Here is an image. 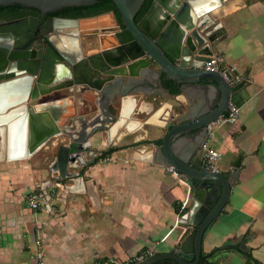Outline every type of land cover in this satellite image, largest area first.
I'll use <instances>...</instances> for the list:
<instances>
[{
    "label": "crops",
    "instance_id": "obj_1",
    "mask_svg": "<svg viewBox=\"0 0 264 264\" xmlns=\"http://www.w3.org/2000/svg\"><path fill=\"white\" fill-rule=\"evenodd\" d=\"M227 9L219 53L246 89L237 122L218 127L211 141L222 154L218 170L231 189L203 241V255L222 249L220 264H264V0H235ZM94 19L77 24L84 57L100 51L88 34L108 30L113 43L109 35L117 31L109 14L97 17L99 25ZM143 88L147 93L137 92L125 104L120 126L112 131L110 125L90 139L91 150L99 154L84 157L88 165L80 169L69 168L79 177L56 182L49 174L46 162L63 137L47 141L30 157L0 162V264H36L30 256L37 237L45 264L124 261L150 247L167 251L177 241L178 221L190 206L189 189L154 157L164 125L175 124L192 100L187 93L166 94L152 79ZM90 100L82 93L75 104L90 111ZM12 147L14 154L21 152ZM107 156L112 160L104 161ZM30 193L41 197L43 210L27 207Z\"/></svg>",
    "mask_w": 264,
    "mask_h": 264
},
{
    "label": "water",
    "instance_id": "obj_2",
    "mask_svg": "<svg viewBox=\"0 0 264 264\" xmlns=\"http://www.w3.org/2000/svg\"><path fill=\"white\" fill-rule=\"evenodd\" d=\"M97 1L0 0V7L31 8L46 17ZM111 1L120 14L121 32L131 40L121 43L112 32V43L108 30L94 31L88 35H96L100 51L86 57L78 20L49 17L44 24L36 22V28L22 19L0 28V41L5 42L0 47V162L30 157L47 141L63 137L47 163L49 174L56 182L77 178L69 168L80 169L88 165L84 157L99 154L91 150L90 139L123 118V102L137 92L147 93L143 86L150 79L169 94L161 84L167 80L192 102L175 124L164 125L154 160L172 167L183 180L190 206L178 221L177 241L141 264H220L226 250L213 249L204 256L203 241L223 212L231 182L220 173L204 171L200 156L207 142L206 126L229 104L238 106L244 100L246 85L233 83L232 72L223 76L202 66L220 55L224 10L235 0H153L137 23L133 18L145 0ZM82 93L92 96L90 111L75 104ZM9 139L21 152L9 155Z\"/></svg>",
    "mask_w": 264,
    "mask_h": 264
},
{
    "label": "built area",
    "instance_id": "obj_3",
    "mask_svg": "<svg viewBox=\"0 0 264 264\" xmlns=\"http://www.w3.org/2000/svg\"><path fill=\"white\" fill-rule=\"evenodd\" d=\"M203 69L207 71H218L223 76L226 71L231 72L233 70V67H228L224 65L223 59L220 55H216L210 59L209 62L204 63L202 66ZM238 82L234 81L233 83ZM239 118V108L236 105L229 104L227 111L219 116L215 121L209 123L206 126L207 130V142L202 148L201 156H200V165L201 168L209 173H219L218 170V163L222 158V154L214 149L211 146V141L214 140L215 137V131L218 127L223 125H230L237 122ZM104 161H111V157H104ZM135 161L134 159L131 160H124V164L130 165ZM167 171L172 174L174 177H176L179 181L183 182V180L178 177L175 172L173 171L172 167H167ZM26 205L29 209H31L32 212L36 213L38 211H41L44 209V204L41 201V197L36 193H30L26 196ZM187 205V200H184L182 203V207L184 208ZM36 251L30 256V259L35 261L36 264H45V255L44 251L42 249V245L40 243V238L37 237L36 239ZM155 254V249L153 247L147 248L146 250L138 253L137 255L126 259L124 261H120L115 258H108L105 262V264H141L150 257H152Z\"/></svg>",
    "mask_w": 264,
    "mask_h": 264
},
{
    "label": "trees",
    "instance_id": "obj_4",
    "mask_svg": "<svg viewBox=\"0 0 264 264\" xmlns=\"http://www.w3.org/2000/svg\"><path fill=\"white\" fill-rule=\"evenodd\" d=\"M153 0H145L143 4L140 6L139 10L136 12L133 21L134 23H137L140 19H142L145 14L148 12ZM23 10L26 12V14H31L36 17H39V12L35 9L31 8H25L20 6H8V7H0V14H2L3 18H13L18 17L19 13L18 11ZM112 13L114 16L118 26L120 29L123 28L121 23L120 14L116 8V6L113 4L111 0H99L95 4L91 6H85V7H73V8H64L54 14L48 15L52 17H61V18H69V19H79V18H91L95 17L104 13ZM131 36L127 32H123L119 35V41L120 42H126L130 41ZM163 86L170 90L172 94L177 93V88L173 87V85L164 80L162 82ZM111 152V151H110ZM109 153L105 152L101 154V157L108 155Z\"/></svg>",
    "mask_w": 264,
    "mask_h": 264
},
{
    "label": "flooded vegetation",
    "instance_id": "obj_5",
    "mask_svg": "<svg viewBox=\"0 0 264 264\" xmlns=\"http://www.w3.org/2000/svg\"><path fill=\"white\" fill-rule=\"evenodd\" d=\"M18 13H19V16L18 17H13V18H3L4 16L2 15V14H0V28L3 26V25H5L6 23H9V22H14V21H17V20H22V19H25V20H27L29 23L31 22L32 23V25L33 24H35L36 25V22H38V21H40L41 22V24H44V22L47 20V18H49V17H52V16H46V17H41L40 16V14H39V17H36V16H34V15H31V14H26V12H24L23 10H20V11H18ZM106 14H112V13H109V12H107V13H104V14H101V15H98V16H95V17H91V18H84V19H94V18H97V17H99V16H103V15H106ZM59 18H61V17H59ZM64 19H69V18H64ZM70 20H78V21H80V20H83V18H79V19H70ZM78 24V23H77ZM32 27V30H34V26H31ZM36 28H38L37 27V25H36ZM1 31V30H0ZM116 32V33H115ZM114 33H115V35H116V38H117V40L119 41V35L121 34V33H123V32H121V29H120V27L118 26V28H117V31H115ZM118 33V34H117ZM91 36H94V38L96 39V35H91ZM120 42V41H119ZM127 42V41H126ZM4 43L5 42H3L2 43V41H0V47H1V45H4ZM121 43H123V42H121ZM33 44H35V43H33Z\"/></svg>",
    "mask_w": 264,
    "mask_h": 264
},
{
    "label": "bare ground",
    "instance_id": "obj_6",
    "mask_svg": "<svg viewBox=\"0 0 264 264\" xmlns=\"http://www.w3.org/2000/svg\"><path fill=\"white\" fill-rule=\"evenodd\" d=\"M130 99H126L124 102H123V115L125 114V115H127V113L125 112V110H124V108H125V104L129 101ZM128 110V109H127ZM129 111V110H128ZM120 124H121V122H119V123H117L115 126H113L112 127V131L116 128V127H118V126H120ZM132 127V126H131ZM10 139H9V141H8V143H7V145H8V150H9V155H11V156H13V147L10 145ZM7 145L5 146V148L7 147ZM13 152V153H12Z\"/></svg>",
    "mask_w": 264,
    "mask_h": 264
},
{
    "label": "rangeland",
    "instance_id": "obj_7",
    "mask_svg": "<svg viewBox=\"0 0 264 264\" xmlns=\"http://www.w3.org/2000/svg\"><path fill=\"white\" fill-rule=\"evenodd\" d=\"M109 17H111L112 18V20H113V23L115 24V21H114V19H113V16H112V14H109ZM97 20V18H95L94 19V23L96 24V25H99V23L96 21ZM96 21V22H95ZM101 25V24H100ZM62 93H64V92H61V93H59L58 92V94H56V95H58V96H61L62 95ZM64 140V139H63ZM63 140H61V142L63 141ZM60 142V143H61ZM46 163H48V162H46Z\"/></svg>",
    "mask_w": 264,
    "mask_h": 264
}]
</instances>
